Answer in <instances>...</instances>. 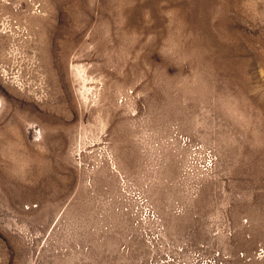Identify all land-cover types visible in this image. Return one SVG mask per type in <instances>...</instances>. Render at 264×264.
<instances>
[{
  "label": "rangeland",
  "instance_id": "obj_1",
  "mask_svg": "<svg viewBox=\"0 0 264 264\" xmlns=\"http://www.w3.org/2000/svg\"><path fill=\"white\" fill-rule=\"evenodd\" d=\"M0 264H264V0H0Z\"/></svg>",
  "mask_w": 264,
  "mask_h": 264
}]
</instances>
